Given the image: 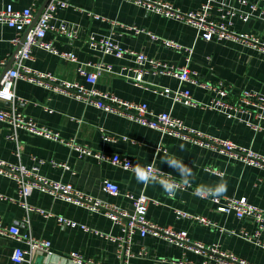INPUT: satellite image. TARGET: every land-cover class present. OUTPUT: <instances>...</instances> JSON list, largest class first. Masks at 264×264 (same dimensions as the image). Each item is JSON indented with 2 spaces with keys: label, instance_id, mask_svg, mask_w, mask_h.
<instances>
[{
  "label": "crops",
  "instance_id": "0c3cea01",
  "mask_svg": "<svg viewBox=\"0 0 264 264\" xmlns=\"http://www.w3.org/2000/svg\"><path fill=\"white\" fill-rule=\"evenodd\" d=\"M45 0H0V9L11 3L14 8L34 7V15ZM171 3L184 11L197 10L203 0H161ZM67 7L55 11L52 23L65 21L78 28V35L69 39L55 32L46 34L58 51H73L80 61H103L113 65L115 70L125 68L126 74L104 72L94 85L87 83L77 73L76 63L42 48H34L32 58L25 63L35 69L49 71L56 77L77 82L86 88L94 86L100 91L135 102H145L154 112L168 111L186 124L208 134L227 138L248 147L264 156L263 129L254 131L244 122L228 118L224 113L201 106H191L173 101L155 92L159 87L176 89L183 84L169 75L145 73L140 85L132 78L136 64L132 57H116L89 47L90 35L96 38L111 37L120 46L142 51L148 57L165 61L172 65L186 64L185 53L165 47L151 40L144 31H134L112 26L116 21L127 27L143 28L161 38L173 39L182 46L192 47L193 54L188 67L197 72L202 82L222 81L228 87L229 97H236L243 89L264 93V53L250 45L229 39L204 40L197 36L195 29L181 21L148 12L142 6L129 0H67ZM264 8V3H259ZM248 10L242 6L241 11ZM92 12L107 20L95 19ZM211 16L218 20L220 14L213 9ZM230 28L236 32L253 34L264 41V16L252 12L246 20L235 16ZM15 31L0 23V59L6 58L0 66V77L10 60L15 47L11 39ZM12 63V62H11ZM193 97L201 103H208L210 94L202 87L185 84ZM15 99L0 97V109H12L34 118L58 133L56 139L30 134L23 129H15L0 121V158L11 163H21L27 167L38 165L39 172L47 178L70 182L83 193L94 199L112 204L132 213V200L127 193H144L156 199L149 203L147 217L164 227L185 230L193 241L205 245L215 244L222 251L235 255L250 264H264V228L255 235L256 224L249 218L238 219L234 213L216 209L209 199L192 194L189 188L176 189L170 195L158 182L141 183L134 172L121 168L109 161H98L94 157H79L75 145L90 147L96 152L119 154L129 157L139 165L154 164L160 171L181 181L178 172L170 168L164 160L175 156L192 166L193 176L189 178L191 187L202 184L215 185L226 181V191L219 195L245 197L249 202L264 209V166L246 165L234 161L216 151L190 144L177 137L163 134L157 129L140 125L131 119L115 113L105 112L88 101L78 99L31 83L22 79L15 82ZM8 136L14 137L13 139ZM104 136L110 139H104ZM212 170H215L212 171ZM223 174V175H221ZM115 182L120 193L112 195L103 189L102 181ZM16 183L0 175V193L7 199H0V222L3 225L15 224L22 231L45 238L50 242L49 255L33 253L36 264H77L70 253L77 252L83 258H92L102 264H118L116 244L106 239L104 234H121L120 226L102 211H96L54 195L32 189L27 196L31 206L61 215L75 222L74 226L59 224L55 217H44L37 211H30L17 202ZM13 198L14 201L11 199ZM175 209L202 215L215 223V227L178 218ZM85 225L89 230H84ZM22 246L15 240L0 235V264H14L11 254L15 247ZM132 250L143 254L134 255L128 264H201L212 260L206 254L184 249L161 237L150 234L142 237L136 232Z\"/></svg>",
  "mask_w": 264,
  "mask_h": 264
},
{
  "label": "built area",
  "instance_id": "2783aa9c",
  "mask_svg": "<svg viewBox=\"0 0 264 264\" xmlns=\"http://www.w3.org/2000/svg\"><path fill=\"white\" fill-rule=\"evenodd\" d=\"M129 1L142 6L148 12L157 13L192 26L197 36L201 39L241 41L264 53L263 40H260L253 34L236 32L230 28L231 21L235 16L246 20L252 16L253 11L258 12L259 16H264V8L259 6V3H264V0H203L199 9L188 11L176 8L167 1ZM68 4L67 0H49L36 20H34V7L31 5L22 9H16L9 3L0 9V23L7 25L15 31L11 42L15 47L19 45L11 66L0 77V97L15 99L13 92L15 82L18 79H22L42 85L51 91L88 101L105 112L125 116L140 125L157 129L163 134L177 137L190 144L216 151L234 161L246 165L264 166L263 155L230 139L220 138L190 126L168 111L154 112L145 102L129 101L114 93L100 91L94 86L86 88L77 82L60 79L49 71H42L28 66L25 61L32 58L34 48H42L67 61L76 63L77 73L84 77L87 83L92 85L96 83L98 77L104 72L126 75L123 71L124 67L120 70H115L112 64L103 61H80L73 51H58L51 41L46 40V34L49 32H55L69 39L77 37L78 28L74 24L63 20L56 24L52 23L55 11L59 8L67 7ZM242 6H247L248 10L241 11ZM213 9L217 10L220 14L218 20L211 16ZM88 14L95 19L107 20L92 12H88ZM109 22L112 26H120L132 30L134 33L145 31L151 40L158 41L165 47L181 50L185 53L186 64L172 65L165 61L148 57L142 51L122 47L117 42H114L111 37L96 38L90 35L88 44L92 49H99L103 53L112 54L116 57L129 56L133 58L136 67L133 69L135 75L132 78L137 82L136 84L140 85L141 81H143L142 76L145 73L173 76L183 86L191 84L204 88L210 94L209 102H198L190 90L183 86L176 89L159 87L154 89V91L176 102L218 110L228 118L244 122L254 131L263 129L261 123L264 122V93L252 89H243L236 97L230 99V90L222 81L217 83L202 82L197 72L188 67V62L193 54L192 47H184L173 39L161 38L143 28L136 26L127 27L124 24L111 20ZM5 62L6 58L0 59V66L4 65ZM0 121L7 123L15 129H23L30 134L42 135L51 139L58 137V133L53 132L45 125L39 124L34 118L16 111L15 108L0 109ZM8 137L14 138L12 136ZM104 139L110 138L104 136ZM74 149L77 151L79 157L91 156L98 161H109L116 166L132 172H134V169L141 167L149 168L162 179L175 181L177 189L184 190L189 188V191L196 195L198 187H191L190 184H184L181 181L173 179L167 173L157 169L152 163L139 165L127 156H121L116 153L109 155L108 153L96 152L90 147L83 145H75ZM212 171L215 172V170ZM0 175L15 181L17 202L20 205L30 211H37L44 217H55L56 221L61 225L74 226L75 222L61 215H54L50 211L29 205L26 199L32 189H38L59 197L64 201L92 210L102 211L114 223L118 224L121 229V234L115 237L109 233L104 234L106 239H110L116 244L117 257L120 261L118 264H128L129 259L135 253L137 255L143 254L142 249L135 252L131 247L133 236L136 232L142 237L150 234L155 237H161L184 249L206 255L209 254L208 257L212 260V264H250L238 259L231 253L220 250L215 244L205 245L200 241L191 240L185 230H176L172 226L162 227L149 220L147 217V206L151 202L157 203V200L144 193L138 195L126 194L132 200L134 207L133 212L129 213L120 207L94 199L77 189L70 182H62L45 177L39 172L38 165L27 167L21 163H11L0 158ZM102 185L103 189L112 195L120 193L118 185L109 179H104ZM196 196L202 199H209L216 205V209L219 211L234 213L238 219L249 218L254 221L256 224L255 235H258L264 228V209L249 202L245 197L218 195L215 198H204ZM7 198L6 195L0 193V199L5 200ZM11 199L14 201L13 198ZM175 213L178 218H189L206 226L215 227L213 221L202 215L192 214L181 209H175ZM81 227L84 230H89L85 225H81ZM0 235L7 236L22 244V246H17L12 251L11 261L14 264H36L32 256L34 252L44 255L51 253L49 240L37 237L31 232L22 231L18 225H3L0 222ZM70 256L77 264H102L94 261L92 258H83L79 253L74 251L70 253ZM201 264L210 263L203 261Z\"/></svg>",
  "mask_w": 264,
  "mask_h": 264
},
{
  "label": "clouds",
  "instance_id": "9594fccd",
  "mask_svg": "<svg viewBox=\"0 0 264 264\" xmlns=\"http://www.w3.org/2000/svg\"><path fill=\"white\" fill-rule=\"evenodd\" d=\"M164 162H166V164L175 172L179 173L181 180L184 184H188L190 182L189 178L193 176V169L192 166H189L188 164L184 163L183 159L171 156L166 158ZM134 174L137 181L141 183L158 182L168 194L174 195L176 192L177 183L175 181L162 179L149 168L141 167L139 169H134ZM226 187V181H220L215 185L202 184L196 189V195L202 196L204 198H215L219 194L226 191Z\"/></svg>",
  "mask_w": 264,
  "mask_h": 264
},
{
  "label": "water",
  "instance_id": "95a60500",
  "mask_svg": "<svg viewBox=\"0 0 264 264\" xmlns=\"http://www.w3.org/2000/svg\"><path fill=\"white\" fill-rule=\"evenodd\" d=\"M48 1H49V0H45V1L43 2V4L41 5L39 11L36 13V15H34V20L37 19V17L39 16V14L41 13V11L43 10L44 6L46 5V3H47ZM18 48H19V45L15 48V51L13 52V54H12L10 60H9L8 63L5 65V68H4L3 73H4V72H5V71L11 66V62H12V60L14 59V55L17 53Z\"/></svg>",
  "mask_w": 264,
  "mask_h": 264
}]
</instances>
